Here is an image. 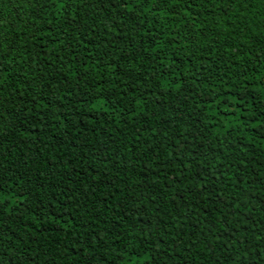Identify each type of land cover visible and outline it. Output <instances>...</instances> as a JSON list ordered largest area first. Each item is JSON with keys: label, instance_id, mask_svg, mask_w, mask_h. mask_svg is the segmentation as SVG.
I'll use <instances>...</instances> for the list:
<instances>
[{"label": "trees", "instance_id": "16d2710c", "mask_svg": "<svg viewBox=\"0 0 264 264\" xmlns=\"http://www.w3.org/2000/svg\"><path fill=\"white\" fill-rule=\"evenodd\" d=\"M0 264H264V0H0Z\"/></svg>", "mask_w": 264, "mask_h": 264}]
</instances>
